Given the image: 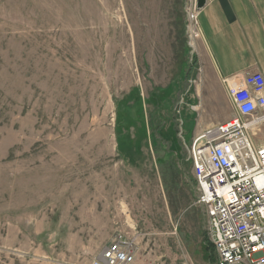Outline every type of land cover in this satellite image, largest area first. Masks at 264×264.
I'll list each match as a JSON object with an SVG mask.
<instances>
[{
    "label": "rangeland",
    "instance_id": "obj_1",
    "mask_svg": "<svg viewBox=\"0 0 264 264\" xmlns=\"http://www.w3.org/2000/svg\"><path fill=\"white\" fill-rule=\"evenodd\" d=\"M185 3L0 0V264H92L120 239L134 264L217 263Z\"/></svg>",
    "mask_w": 264,
    "mask_h": 264
},
{
    "label": "built area",
    "instance_id": "obj_2",
    "mask_svg": "<svg viewBox=\"0 0 264 264\" xmlns=\"http://www.w3.org/2000/svg\"><path fill=\"white\" fill-rule=\"evenodd\" d=\"M198 0H186L185 41L194 52L201 37ZM223 80L230 102L242 117L212 126L187 146L196 184L195 206L208 218V239L216 264H264V147L255 148L251 129L264 123V76ZM262 111V115L254 118ZM182 135V134H181ZM132 243L114 241L92 264H134Z\"/></svg>",
    "mask_w": 264,
    "mask_h": 264
},
{
    "label": "crops",
    "instance_id": "obj_3",
    "mask_svg": "<svg viewBox=\"0 0 264 264\" xmlns=\"http://www.w3.org/2000/svg\"><path fill=\"white\" fill-rule=\"evenodd\" d=\"M198 21L201 37L194 52L186 45L197 76L193 94L187 98L192 97L185 100L197 114L195 136L242 117L230 102L224 79L237 77L242 86L249 74L264 76V0H205ZM260 115L262 111L254 118ZM250 131L255 148H263L264 123Z\"/></svg>",
    "mask_w": 264,
    "mask_h": 264
},
{
    "label": "trees",
    "instance_id": "obj_4",
    "mask_svg": "<svg viewBox=\"0 0 264 264\" xmlns=\"http://www.w3.org/2000/svg\"><path fill=\"white\" fill-rule=\"evenodd\" d=\"M205 242H206L205 244L207 245L208 251H210V253H211V254L209 253L210 261L213 263V261H212V256H213L212 253L215 254L214 248H213L212 244L208 242V240H206Z\"/></svg>",
    "mask_w": 264,
    "mask_h": 264
},
{
    "label": "water",
    "instance_id": "obj_5",
    "mask_svg": "<svg viewBox=\"0 0 264 264\" xmlns=\"http://www.w3.org/2000/svg\"><path fill=\"white\" fill-rule=\"evenodd\" d=\"M204 5H205V0H198L199 9L203 8Z\"/></svg>",
    "mask_w": 264,
    "mask_h": 264
}]
</instances>
